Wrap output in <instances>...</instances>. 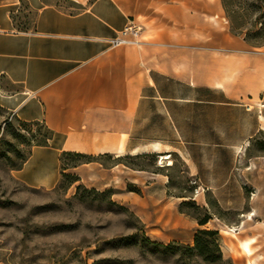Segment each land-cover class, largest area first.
Returning a JSON list of instances; mask_svg holds the SVG:
<instances>
[{
  "label": "crops",
  "instance_id": "1",
  "mask_svg": "<svg viewBox=\"0 0 264 264\" xmlns=\"http://www.w3.org/2000/svg\"><path fill=\"white\" fill-rule=\"evenodd\" d=\"M222 15L219 0H0V106L59 137L33 147L16 179L53 188L69 172L97 189L98 181L115 188L120 169L137 189L166 190L174 158H181L211 218L199 225L180 210L182 202H172L170 218L154 233L185 229L191 244L197 229H214L223 256L264 264V200L257 199L264 170L256 161L264 154L243 157L238 149L264 132V117L244 102L255 91L241 82V70L230 79L226 67L234 60L220 53L247 43L225 27L214 33V18ZM131 22L141 27L137 43L111 45ZM62 151L157 163L151 171L117 161L63 169ZM207 195L220 210L239 213L238 222L217 218L234 233L213 224Z\"/></svg>",
  "mask_w": 264,
  "mask_h": 264
},
{
  "label": "rangeland",
  "instance_id": "2",
  "mask_svg": "<svg viewBox=\"0 0 264 264\" xmlns=\"http://www.w3.org/2000/svg\"><path fill=\"white\" fill-rule=\"evenodd\" d=\"M219 1L223 15L214 18V33L225 27L230 34L243 39L246 30L254 27L259 12L248 10L241 16L238 21L243 30L241 35H235L222 1ZM249 1L252 0H234L233 8L238 10ZM259 21H264V16ZM259 25L257 23V27ZM260 39L251 34L254 46L247 44L241 50L231 49L220 54L234 60L226 67L231 69L230 79L241 70V82L248 91H255L244 102L254 107L252 111L256 115L264 117V45L256 46ZM253 85L255 89L250 87ZM57 140L43 123L23 122L0 106V264H235L225 256L209 263L195 251L185 248L193 244L186 242L191 233H185V229L182 233H154L156 226L170 218L166 211L169 203L190 201L195 197L198 208L185 203L181 210L189 216L202 217L205 213L206 208L198 204V194L204 191L197 193L192 188L181 158H174L175 166L168 171L172 180L166 190L147 189L141 184V189L131 191L136 187L120 169L113 179L115 188H101L98 181L97 189L91 181L84 183L76 174V181L62 176L53 188L28 187L18 181L15 171L32 148ZM261 143H264V132L248 142L239 143L238 149L243 157L264 154ZM74 161L65 160L66 163ZM102 161L107 166L112 158L103 157ZM125 161L143 165L150 171L157 163L153 157H132ZM256 161L263 171L264 156ZM78 185H82L79 190ZM160 198L162 202L157 201ZM257 199L264 200V191H258ZM207 201L210 202L209 210L215 212L214 225H218L217 218L238 222L239 213L220 210L208 195ZM217 241L221 248L219 233Z\"/></svg>",
  "mask_w": 264,
  "mask_h": 264
},
{
  "label": "trees",
  "instance_id": "3",
  "mask_svg": "<svg viewBox=\"0 0 264 264\" xmlns=\"http://www.w3.org/2000/svg\"><path fill=\"white\" fill-rule=\"evenodd\" d=\"M224 9L226 10L227 16L230 21L231 25V31L235 35H241L243 27L240 25L238 19L241 16H245L248 13V10H253V11H258L259 15L258 18L253 22L254 27L251 29L246 30V34L244 35L243 40L248 44V45H253L254 43L250 40L251 34L258 35L260 38L259 41H257L256 46H262L264 45V21L260 22V18L264 16V0H252L249 2H246L244 6L239 7V9H234V0H221ZM239 10H242L239 13ZM257 23L260 24V27H257ZM239 29V30H238ZM241 30V31H240ZM237 31V32H234ZM49 130V129H48ZM53 136L59 137L57 135H54V133L49 130ZM48 143L44 144H39V145H47ZM260 147L264 148V143L260 144ZM103 157H110V155H91V154H86V153H80V152H68V151H62L60 154V160L62 162V168L67 169L70 167H76L80 164L83 163H89V162H100L103 166H106V164L102 161ZM67 158L75 159L73 163H66L65 160ZM127 159H130V157H118L112 162L117 161V162H123L125 165L132 164L129 161H125ZM26 160V159H25ZM24 160V161H25ZM63 177H66L68 179H71V182H74L78 179V177L74 174L71 173H62ZM82 188V185H78V190ZM131 191H138L137 188H132L130 189ZM188 203L191 205L196 206L197 208L199 207L196 205L195 201L190 200V201H184L180 204V210H181V205ZM205 210V213L203 214L202 217L194 216L198 222L199 225H204L206 224L209 219L211 218V215ZM217 235L218 231L214 229H197L196 232L194 233V238H193V244L192 245H186L185 248L191 251H195L197 255H199L204 261L206 262H216L218 260L222 259V251L219 246V243L217 241Z\"/></svg>",
  "mask_w": 264,
  "mask_h": 264
},
{
  "label": "built area",
  "instance_id": "4",
  "mask_svg": "<svg viewBox=\"0 0 264 264\" xmlns=\"http://www.w3.org/2000/svg\"><path fill=\"white\" fill-rule=\"evenodd\" d=\"M141 31V27L133 22L126 25L115 37L110 39V44L129 45L137 43V35Z\"/></svg>",
  "mask_w": 264,
  "mask_h": 264
},
{
  "label": "bare ground",
  "instance_id": "5",
  "mask_svg": "<svg viewBox=\"0 0 264 264\" xmlns=\"http://www.w3.org/2000/svg\"><path fill=\"white\" fill-rule=\"evenodd\" d=\"M164 158H166V156H165ZM171 163H172L171 160H169V162H168L167 164L170 165ZM251 166H255V163H251ZM257 213H258V212H257V210L255 209V210H253L252 213H249V214L247 215V218H248V219H251L252 216H256ZM217 223H218L219 225H221L225 230H227V231L230 232V233H234V232L237 230L235 227H233V226H227V225H225V224H223V223H221V222H219V221H217Z\"/></svg>",
  "mask_w": 264,
  "mask_h": 264
}]
</instances>
